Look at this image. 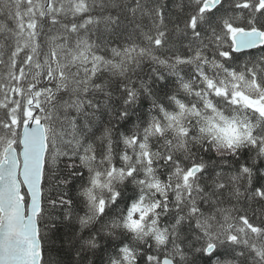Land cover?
I'll return each mask as SVG.
<instances>
[{"label":"snow or ice","instance_id":"1","mask_svg":"<svg viewBox=\"0 0 264 264\" xmlns=\"http://www.w3.org/2000/svg\"><path fill=\"white\" fill-rule=\"evenodd\" d=\"M0 264H264V0H0Z\"/></svg>","mask_w":264,"mask_h":264}]
</instances>
